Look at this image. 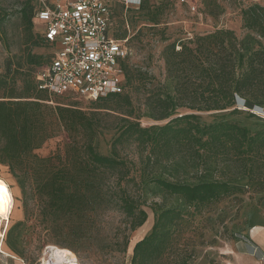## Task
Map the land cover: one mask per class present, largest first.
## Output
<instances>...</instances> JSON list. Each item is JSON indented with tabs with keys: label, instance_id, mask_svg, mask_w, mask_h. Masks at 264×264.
I'll use <instances>...</instances> for the list:
<instances>
[{
	"label": "trees",
	"instance_id": "obj_1",
	"mask_svg": "<svg viewBox=\"0 0 264 264\" xmlns=\"http://www.w3.org/2000/svg\"><path fill=\"white\" fill-rule=\"evenodd\" d=\"M114 2L128 8L110 0L112 18ZM140 2L151 26L159 24L162 4ZM201 3L207 15L222 10L218 0ZM34 8L22 9L29 31ZM240 12L241 37L220 28L165 44L163 79L129 66L126 57L123 91L98 98L88 111L52 105V95H70L39 88L31 48L45 42L39 31L29 32L24 55L7 59L0 72V164L54 220L87 219L112 204L133 231L147 219L148 195L161 197L150 205L153 224L129 264H190L195 250L181 238L186 217L236 193L264 192V115L254 112L264 108V6L251 3ZM105 117L115 118L112 128ZM142 118L155 122L143 126ZM58 128L70 137L63 153L37 155ZM104 131H112L108 153L96 146ZM168 197L174 201L165 203ZM7 247L17 253L13 243Z\"/></svg>",
	"mask_w": 264,
	"mask_h": 264
},
{
	"label": "rangeland",
	"instance_id": "obj_2",
	"mask_svg": "<svg viewBox=\"0 0 264 264\" xmlns=\"http://www.w3.org/2000/svg\"><path fill=\"white\" fill-rule=\"evenodd\" d=\"M218 2L222 7L221 12L217 16H210L204 13L201 0H145L144 3L150 8L162 4L159 24L155 26L145 19L147 10L139 8L140 1L129 4L126 9L122 3L114 2L111 32L117 37L128 38L129 66L163 79L165 70L161 50L165 44L220 28L231 29L241 37L244 34L241 8L251 3L264 6V0ZM33 5H36V0H0V17H3L0 27V72L4 71L7 59L14 61L24 55L29 32L34 35L41 31V26L36 24H32L29 31L22 14L25 6L31 8ZM49 52L46 44L32 46L31 53L40 63L34 67L35 74ZM52 101V105H74L84 111L92 109L95 102L53 95ZM254 112L263 116L264 108ZM203 117L211 119L209 113H204ZM236 119L244 121L243 116ZM104 121L112 128L115 118L105 117ZM154 122L147 118L140 120L143 126ZM111 132L104 131L97 137L96 146L101 153H108ZM69 140V133L58 128L34 152L42 157L63 153L64 144ZM0 178L6 181L14 199L12 215L6 226L2 227L4 237L1 239V249L6 253L0 250V264H38L43 249L48 245L72 252L77 264H129L134 244L150 231L153 224L154 214L150 205L163 201L159 196L148 195L143 206L147 219L142 226L131 231L124 215L112 204L96 216H87V219L72 218V215L55 220L44 217L42 204L34 192L27 184L25 192L22 191L20 177H14L6 165L0 164ZM173 201L168 197L164 202L169 204ZM253 226L264 227V192L236 193L202 207L197 214L186 217L183 226L182 242L195 250L190 264H255L253 257L237 258L230 249L238 240L246 239L248 230ZM76 227H79V231L74 233ZM8 242L14 244L17 253L7 247Z\"/></svg>",
	"mask_w": 264,
	"mask_h": 264
},
{
	"label": "built area",
	"instance_id": "obj_3",
	"mask_svg": "<svg viewBox=\"0 0 264 264\" xmlns=\"http://www.w3.org/2000/svg\"><path fill=\"white\" fill-rule=\"evenodd\" d=\"M109 1L36 0L32 20L41 26L39 32L50 49L37 72L40 89L86 101L123 91L121 62L130 50L127 37L117 38L111 32ZM119 1L128 6L140 0ZM57 250L46 246L38 264H72L58 262ZM259 263L264 264V252Z\"/></svg>",
	"mask_w": 264,
	"mask_h": 264
},
{
	"label": "crops",
	"instance_id": "obj_4",
	"mask_svg": "<svg viewBox=\"0 0 264 264\" xmlns=\"http://www.w3.org/2000/svg\"><path fill=\"white\" fill-rule=\"evenodd\" d=\"M230 249L237 258L253 257L255 264H260L259 257L264 252V227H251L246 239L238 240Z\"/></svg>",
	"mask_w": 264,
	"mask_h": 264
},
{
	"label": "bare ground",
	"instance_id": "obj_5",
	"mask_svg": "<svg viewBox=\"0 0 264 264\" xmlns=\"http://www.w3.org/2000/svg\"><path fill=\"white\" fill-rule=\"evenodd\" d=\"M4 186L7 187V192H8L7 195H5L4 192L2 191ZM13 206H14V199L12 192L6 181L0 178V250L4 253L6 252L1 249V245H2L1 239L4 237V228L2 227H5L6 224L9 222L10 215H12L11 213L13 210ZM56 249H59L56 251L57 253L56 259L58 260V262L61 263L63 261L70 260L72 264L78 263L75 255L72 252L59 247H56Z\"/></svg>",
	"mask_w": 264,
	"mask_h": 264
},
{
	"label": "snow or ice",
	"instance_id": "obj_6",
	"mask_svg": "<svg viewBox=\"0 0 264 264\" xmlns=\"http://www.w3.org/2000/svg\"><path fill=\"white\" fill-rule=\"evenodd\" d=\"M2 191L4 192L5 195L8 194V192H7V187H6V186L3 187Z\"/></svg>",
	"mask_w": 264,
	"mask_h": 264
}]
</instances>
